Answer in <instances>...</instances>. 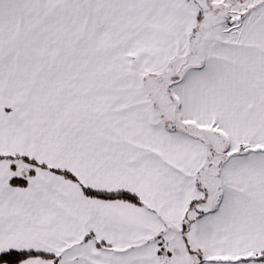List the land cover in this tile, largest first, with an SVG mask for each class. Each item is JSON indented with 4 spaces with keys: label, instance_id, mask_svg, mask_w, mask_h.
I'll use <instances>...</instances> for the list:
<instances>
[{
    "label": "snow or ice",
    "instance_id": "6c2138e0",
    "mask_svg": "<svg viewBox=\"0 0 264 264\" xmlns=\"http://www.w3.org/2000/svg\"><path fill=\"white\" fill-rule=\"evenodd\" d=\"M0 264H264V0H0Z\"/></svg>",
    "mask_w": 264,
    "mask_h": 264
}]
</instances>
